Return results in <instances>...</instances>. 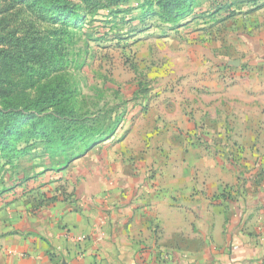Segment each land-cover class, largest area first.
<instances>
[{
  "label": "crops",
  "instance_id": "1",
  "mask_svg": "<svg viewBox=\"0 0 264 264\" xmlns=\"http://www.w3.org/2000/svg\"><path fill=\"white\" fill-rule=\"evenodd\" d=\"M252 22L250 33L239 34V57L224 63L234 81L209 78L207 62L192 58L202 70L191 77L205 85L198 103L150 108L123 138L108 137L67 168L42 174L38 199L0 202V264L262 261L264 240L250 244L233 233L256 206L242 193L246 200L233 199L243 191L244 168L208 151L215 142L237 143L244 160L264 162V18ZM236 37L228 33L229 42ZM220 43L199 47L205 55ZM217 60L212 54L208 63ZM255 200L264 204V191ZM66 232L84 239L68 240Z\"/></svg>",
  "mask_w": 264,
  "mask_h": 264
},
{
  "label": "rangeland",
  "instance_id": "2",
  "mask_svg": "<svg viewBox=\"0 0 264 264\" xmlns=\"http://www.w3.org/2000/svg\"><path fill=\"white\" fill-rule=\"evenodd\" d=\"M155 1L122 0L117 5L97 7L92 0H57L45 9L18 0H0V17L5 20L3 32L8 34L7 39L19 36L27 50L34 45L31 51L37 53L31 58L40 60L35 64L37 70L32 78L37 83L32 89L28 88L31 79L26 78L24 71L8 72L13 89L33 95L35 88L42 84L69 86L72 91L69 101L94 119L91 125L104 130L102 138L108 136L114 142L123 138L138 117L150 108L154 111L172 108L179 104L178 100L193 101L194 106L202 99L199 92L204 91L205 85L191 77L202 70L201 63H193L192 58L207 62L203 73L209 78L214 73L217 79L234 81L235 72L224 63L239 57L242 40L239 34L252 31L254 18H264V0H195L194 11L179 15L175 22L163 20ZM218 3L226 4L227 8H216ZM230 31L237 32L233 42L228 41ZM48 41L57 44L52 48L51 59L41 55V47L44 49ZM212 41H221L220 46H208L204 55L199 45H212ZM39 42L43 44L41 47ZM212 54L220 56L219 64L208 63ZM28 64L33 65L30 61ZM118 115L122 120L110 133ZM89 140L81 142L79 155L102 143L101 140L91 144ZM31 145L28 154L13 163L0 159L1 203L38 199L36 180L40 182L47 170L57 171L65 164L62 156L52 158L41 151V145ZM255 145L250 152L254 153ZM208 148L210 153L224 155L246 171L238 173L237 183L243 191L238 190L233 199H244L242 194H245L256 206L241 216L233 233L248 238L250 244L264 240V204L255 200L264 191V162L258 159L252 164L244 160V147L237 143L215 142ZM44 198L47 203L52 200L45 195ZM238 264H264V259Z\"/></svg>",
  "mask_w": 264,
  "mask_h": 264
},
{
  "label": "trees",
  "instance_id": "3",
  "mask_svg": "<svg viewBox=\"0 0 264 264\" xmlns=\"http://www.w3.org/2000/svg\"><path fill=\"white\" fill-rule=\"evenodd\" d=\"M13 1V0H12ZM36 7L49 8L57 0H18ZM97 7L117 5L122 0H92ZM154 0H152L153 2ZM195 0H156L161 17L164 21H177L186 11L191 14L194 10ZM105 3V4H104ZM226 7L218 3L216 8ZM0 17V159L4 163H13L16 158L27 155L31 144L41 145V151L52 158L62 156L66 167L67 163L78 157L82 141L90 139L95 144L108 138L102 128L91 125L94 120L87 112H81L72 103V91L59 84H42L35 88V94L13 89L11 76L8 72L17 69L26 73V78L31 79L28 86L32 89L36 85L32 75L38 58L32 59L37 51L30 46L29 50L19 36H10L4 33L6 24ZM2 29V30H1ZM10 34V33H9ZM40 41V40H39ZM40 47L43 45L41 42ZM7 46H4V45ZM23 45V46H22ZM56 43L48 41L42 49L41 55L46 59L53 57L52 48ZM14 48V49H13ZM41 56V58H43ZM32 62V66L28 64ZM27 88V89H28ZM122 120L121 115L116 116L115 125L109 132L116 128ZM109 135V134H106ZM23 143V146L18 145ZM90 144V145H91ZM89 145V146H90ZM60 170V168H58Z\"/></svg>",
  "mask_w": 264,
  "mask_h": 264
},
{
  "label": "built area",
  "instance_id": "4",
  "mask_svg": "<svg viewBox=\"0 0 264 264\" xmlns=\"http://www.w3.org/2000/svg\"><path fill=\"white\" fill-rule=\"evenodd\" d=\"M65 238L68 239V240H72V241H82L84 239V236L83 235H77V234H71V233H68L66 232L64 234Z\"/></svg>",
  "mask_w": 264,
  "mask_h": 264
}]
</instances>
